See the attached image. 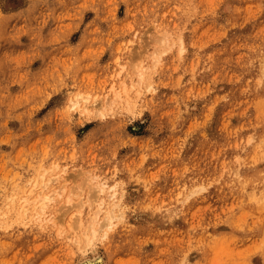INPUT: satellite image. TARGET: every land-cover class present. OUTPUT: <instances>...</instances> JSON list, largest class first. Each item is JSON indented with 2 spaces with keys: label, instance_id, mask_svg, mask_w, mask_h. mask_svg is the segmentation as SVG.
<instances>
[{
  "label": "rangeland",
  "instance_id": "374dc122",
  "mask_svg": "<svg viewBox=\"0 0 264 264\" xmlns=\"http://www.w3.org/2000/svg\"><path fill=\"white\" fill-rule=\"evenodd\" d=\"M84 255L264 264V0H0V264Z\"/></svg>",
  "mask_w": 264,
  "mask_h": 264
},
{
  "label": "bare ground",
  "instance_id": "6f19581e",
  "mask_svg": "<svg viewBox=\"0 0 264 264\" xmlns=\"http://www.w3.org/2000/svg\"><path fill=\"white\" fill-rule=\"evenodd\" d=\"M115 94H117V93H115ZM86 98L87 97H82V99H85L86 100ZM81 98H74V99H71L70 100V105L69 106H71V107H75L78 103H79V100H80ZM85 104L83 105V107L84 108H87V104H86V102H84ZM43 179V178H42ZM64 181H63V184L61 185V186H59V190L61 189V190H63L64 189V187H66V185H65V179H63ZM53 180L52 179H50L49 181H46V182H43L41 185H40V187L38 188V192H37V194H36V197L33 199L34 200V204H37V207L35 208V209H38V210H36V212L34 213L35 215H36V219H38L40 222L41 221H44V220H49V219H51V218H49L48 216H47V212H46V209H45V205H46V201H44V200H48V199H50L52 196H51V194L49 195V194H47L46 192H45V189H47L48 188V185H49V183L50 182H52ZM53 188V187H52ZM104 189H105V186H104V183H101V186H99L98 185V190L99 191H104ZM52 190V189H51ZM97 190V191H98ZM22 191V190H21ZM58 190H53V192H57ZM30 192H31V190H30ZM21 193H23V192H21ZM57 193H59V192H57ZM63 193V192H62ZM25 194V193H24ZM27 197L25 198V200L23 201V202H25L24 204H23V202H22V205H21V211H23V212H25V211H27V205H28V203H29V191H27ZM54 194V193H53ZM56 194V193H55ZM111 195H113V194H111ZM110 195V196H111ZM109 196V195H108ZM22 198V197H21ZM102 199V198H101ZM100 199V200H101ZM104 200V199H103ZM100 201V203L97 205L98 206V209H96V211L94 212V215L91 217V221L92 222H95V221H97V217H98V215L100 214V212L102 211V210H105V213H104V217L103 218H105L106 219V221H108L109 219H111L110 217L112 216V214H113V211H114V209L112 208L113 206H111L110 208L111 209H109V210H107L105 207H104V201ZM69 201V200H68ZM70 202V201H69ZM68 202V203H69ZM21 203V202H20ZM110 203V202H109ZM115 203V202H114ZM114 203H112V204H114ZM87 204V203H86ZM108 204V203H107ZM40 205V206H39ZM91 205V204H90ZM89 205V203H88V205L87 206H90ZM111 205V204H110ZM19 206V205H18ZM17 206V207H18ZM81 206H82V204H81ZM39 207V208H38ZM68 208V207H67ZM95 208H97V207H95ZM64 210V209H63ZM67 210V209H66ZM95 210V209H94ZM19 211V210H18ZM18 211L16 212V213H18ZM60 211V210H59ZM79 211V210H78ZM81 212V211H80ZM23 214V213H22ZM80 214V213H79ZM79 214H77L76 216H78V218L80 217L79 216ZM91 214V213H90ZM62 215V214H61ZM114 215V214H113ZM32 216V215H31ZM56 216H58V215H56ZM55 216V217H56ZM103 216V215H102ZM51 217V216H50ZM52 217H54L53 216V214H52ZM61 217V216H60ZM60 217H57V218H59L60 220H61V218ZM88 217H90V215L88 216ZM34 218V217H33ZM49 218V219H48ZM53 219H51V221H52ZM55 220L56 221H59V220H57L56 218H55ZM78 219H76V221H77ZM80 220V219H79ZM103 220V219H102ZM102 220L100 221H97V222H99V223H101L102 222ZM36 221V220H35ZM38 221V222H39ZM50 221V222H51ZM106 221H105V224H107L106 223ZM46 222V221H45ZM81 222V221H80ZM90 222V221H89ZM109 222H110V220H109ZM108 222V223H109ZM82 223V222H81ZM79 225H80V223H78ZM90 224V223H89ZM104 225V222L103 223H101V224H99L100 226H103ZM92 226H93V224H92ZM91 226V227H92ZM106 226V225H105ZM60 228V227H59ZM87 229V228H86ZM90 229V228H89ZM97 229V228H96ZM59 232H60V230H59ZM62 232V231H61ZM85 231H83V234H85L84 233ZM96 232H97V230H96ZM90 234V233H89ZM75 236H76V234H75ZM90 236V235H89ZM77 237V236H76ZM83 237H85V236H83ZM81 238V237H80ZM86 238V237H85ZM91 238H92V236H90V240H91ZM94 238H95V236H94ZM87 239H85V241H86ZM76 241H78V240H76ZM86 243V242H85ZM90 243V242H89ZM83 244H84V242H83ZM85 248V247H84ZM82 250V249H81ZM89 252V251H88ZM83 253V252H82ZM86 254V253H85ZM91 254V253H90ZM95 257V256H94ZM93 257V258H94ZM98 257H95V259H97ZM92 261H93V259H91V258H89V256H83L82 257V260L81 261H79V263L78 264H91L92 263Z\"/></svg>",
  "mask_w": 264,
  "mask_h": 264
}]
</instances>
